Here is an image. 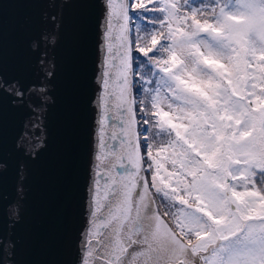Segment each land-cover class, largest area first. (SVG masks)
<instances>
[{"label":"snow or ice","instance_id":"snow-or-ice-1","mask_svg":"<svg viewBox=\"0 0 264 264\" xmlns=\"http://www.w3.org/2000/svg\"><path fill=\"white\" fill-rule=\"evenodd\" d=\"M102 5L98 153L72 264H264V0ZM46 18L31 44L42 71L59 39ZM52 74L3 89L27 99L32 127Z\"/></svg>","mask_w":264,"mask_h":264},{"label":"water","instance_id":"water-1","mask_svg":"<svg viewBox=\"0 0 264 264\" xmlns=\"http://www.w3.org/2000/svg\"><path fill=\"white\" fill-rule=\"evenodd\" d=\"M0 4V159L7 161L6 170L0 162V252L13 253L15 264H72L87 225V189L98 153L100 109L93 102L103 91L102 0L87 8L79 0ZM53 15L59 39L44 49L43 71L53 74L37 128L29 124L27 99L14 104L16 97L3 89L42 76L31 44L53 30L46 18Z\"/></svg>","mask_w":264,"mask_h":264},{"label":"rangeland","instance_id":"rangeland-1","mask_svg":"<svg viewBox=\"0 0 264 264\" xmlns=\"http://www.w3.org/2000/svg\"><path fill=\"white\" fill-rule=\"evenodd\" d=\"M199 2H200V0H197V3H199ZM204 2H205V3H207V2H208V0H204Z\"/></svg>","mask_w":264,"mask_h":264}]
</instances>
